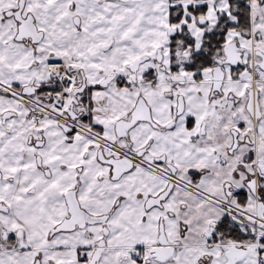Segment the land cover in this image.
Listing matches in <instances>:
<instances>
[{
  "label": "snow or ice",
  "instance_id": "6c2138e0",
  "mask_svg": "<svg viewBox=\"0 0 264 264\" xmlns=\"http://www.w3.org/2000/svg\"><path fill=\"white\" fill-rule=\"evenodd\" d=\"M0 264H264V0H0Z\"/></svg>",
  "mask_w": 264,
  "mask_h": 264
}]
</instances>
